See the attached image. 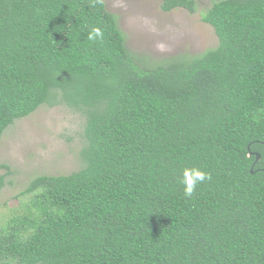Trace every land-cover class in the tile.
<instances>
[{
  "label": "trees",
  "instance_id": "1",
  "mask_svg": "<svg viewBox=\"0 0 264 264\" xmlns=\"http://www.w3.org/2000/svg\"><path fill=\"white\" fill-rule=\"evenodd\" d=\"M201 21L214 48L147 62L102 0H0V139L40 106L83 117L81 167L18 194L0 264H264V0ZM191 168L210 179L187 197Z\"/></svg>",
  "mask_w": 264,
  "mask_h": 264
},
{
  "label": "rangeland",
  "instance_id": "2",
  "mask_svg": "<svg viewBox=\"0 0 264 264\" xmlns=\"http://www.w3.org/2000/svg\"><path fill=\"white\" fill-rule=\"evenodd\" d=\"M116 16L129 52L147 62L194 56L217 45L213 29L201 21L213 1L195 0L196 9L169 12L162 0H102ZM83 117L64 105L40 106L13 123L0 139V222L21 211L19 196L39 175H66L81 167Z\"/></svg>",
  "mask_w": 264,
  "mask_h": 264
},
{
  "label": "clouds",
  "instance_id": "3",
  "mask_svg": "<svg viewBox=\"0 0 264 264\" xmlns=\"http://www.w3.org/2000/svg\"><path fill=\"white\" fill-rule=\"evenodd\" d=\"M103 33L99 28H93L88 35L89 40H97L102 39ZM210 179V176L197 168L185 169L183 171V177L181 179V183L185 185L184 187V195L187 197H191L195 187L198 183H202L205 180Z\"/></svg>",
  "mask_w": 264,
  "mask_h": 264
},
{
  "label": "water",
  "instance_id": "4",
  "mask_svg": "<svg viewBox=\"0 0 264 264\" xmlns=\"http://www.w3.org/2000/svg\"><path fill=\"white\" fill-rule=\"evenodd\" d=\"M255 156H256V160H257L259 158V156L257 154Z\"/></svg>",
  "mask_w": 264,
  "mask_h": 264
}]
</instances>
